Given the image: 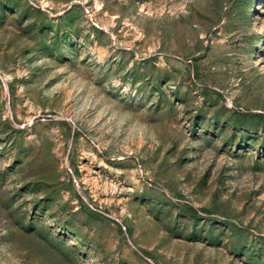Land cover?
Here are the masks:
<instances>
[{
	"label": "rangeland",
	"instance_id": "obj_1",
	"mask_svg": "<svg viewBox=\"0 0 264 264\" xmlns=\"http://www.w3.org/2000/svg\"><path fill=\"white\" fill-rule=\"evenodd\" d=\"M0 264H264V0H0Z\"/></svg>",
	"mask_w": 264,
	"mask_h": 264
}]
</instances>
